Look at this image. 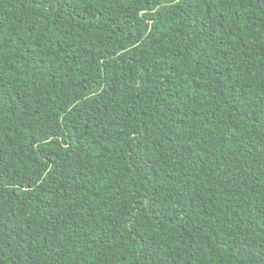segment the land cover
I'll list each match as a JSON object with an SVG mask.
<instances>
[{
  "label": "trees",
  "instance_id": "trees-1",
  "mask_svg": "<svg viewBox=\"0 0 264 264\" xmlns=\"http://www.w3.org/2000/svg\"><path fill=\"white\" fill-rule=\"evenodd\" d=\"M0 264H264V0H0Z\"/></svg>",
  "mask_w": 264,
  "mask_h": 264
}]
</instances>
